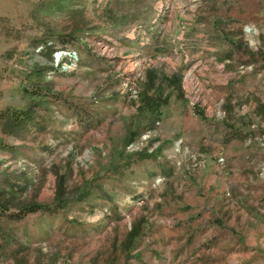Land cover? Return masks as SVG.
Here are the masks:
<instances>
[{
	"label": "rangeland",
	"instance_id": "obj_1",
	"mask_svg": "<svg viewBox=\"0 0 264 264\" xmlns=\"http://www.w3.org/2000/svg\"><path fill=\"white\" fill-rule=\"evenodd\" d=\"M0 197V264H264V0H0Z\"/></svg>",
	"mask_w": 264,
	"mask_h": 264
},
{
	"label": "trees",
	"instance_id": "obj_2",
	"mask_svg": "<svg viewBox=\"0 0 264 264\" xmlns=\"http://www.w3.org/2000/svg\"><path fill=\"white\" fill-rule=\"evenodd\" d=\"M5 114H8V117L6 119L5 127L8 129H15L16 127H24V126H31L36 122V119L34 118L35 111L33 109L32 105L27 106L26 108L22 110H5ZM4 196L3 198H5ZM13 196H9V198L5 199L10 200ZM6 201H1L0 197V209L4 210L8 207L9 202L6 203ZM42 204L39 203H29V204H22L20 205V209H23L24 211H36L38 209L44 208ZM137 230L135 227H131L130 232L131 236L135 237V234L137 235Z\"/></svg>",
	"mask_w": 264,
	"mask_h": 264
},
{
	"label": "built area",
	"instance_id": "obj_3",
	"mask_svg": "<svg viewBox=\"0 0 264 264\" xmlns=\"http://www.w3.org/2000/svg\"><path fill=\"white\" fill-rule=\"evenodd\" d=\"M75 59H76V53L75 52L73 54L71 53L69 55V63H73Z\"/></svg>",
	"mask_w": 264,
	"mask_h": 264
}]
</instances>
